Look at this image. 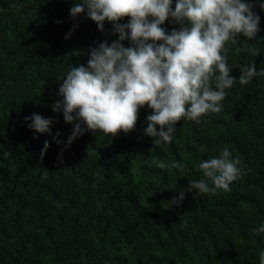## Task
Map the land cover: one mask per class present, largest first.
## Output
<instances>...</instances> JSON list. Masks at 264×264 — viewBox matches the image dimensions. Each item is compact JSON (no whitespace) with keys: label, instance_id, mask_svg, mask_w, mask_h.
<instances>
[{"label":"trees","instance_id":"trees-1","mask_svg":"<svg viewBox=\"0 0 264 264\" xmlns=\"http://www.w3.org/2000/svg\"><path fill=\"white\" fill-rule=\"evenodd\" d=\"M83 2L0 0V264H260L264 74L242 85L234 66L251 61L264 73V0H241L254 5L259 31L225 45L237 80L225 89L222 111L199 122L182 117L172 141L160 144L145 134L147 104L134 128L114 137L53 112L63 99L61 78L86 67L92 48L118 39L111 22L98 31L86 9L71 17ZM161 27L168 34L182 26L170 17ZM33 113L52 118L51 134L29 128L25 117ZM75 123L84 133L66 146ZM225 146L241 160L231 191L189 190L206 179L200 162L218 158ZM181 191L183 201L171 203Z\"/></svg>","mask_w":264,"mask_h":264},{"label":"clouds","instance_id":"clouds-1","mask_svg":"<svg viewBox=\"0 0 264 264\" xmlns=\"http://www.w3.org/2000/svg\"><path fill=\"white\" fill-rule=\"evenodd\" d=\"M172 4L173 0L76 3L70 9L73 19L86 9L98 31L104 32V22H111L118 39L92 48L86 67L74 66L61 78L58 95L63 99L54 103L53 112L62 110L66 123L81 121L87 130L114 137L120 131H131L140 108L147 104L152 114L146 117L145 134L153 144L171 142L175 125L182 117L199 122L208 113L219 114L225 89L233 87L237 80L230 76L233 67L227 63L225 45L229 41L235 43L241 33L248 39L255 38L260 17L252 10L253 4L241 0H176L174 10ZM260 7L264 9V4ZM126 16L130 18L128 23H118ZM170 17L182 27L166 34L161 25ZM125 40H130L131 46L125 47ZM259 54L254 52V56ZM234 67L240 69L238 80L242 85L264 74L251 61ZM25 120H31L29 128L36 133L51 134L52 118L33 113ZM84 130L80 123H75L66 146L83 135ZM59 135L57 132L53 136L57 144L62 143L56 139ZM48 147L45 141L41 159ZM240 164V158L233 159L225 146L218 158L200 162L206 179L192 181L189 190L205 194L231 191L230 185L242 174ZM172 166L185 167L179 163ZM183 199L181 191L171 203L180 204ZM256 231L264 233V225ZM260 264H264V252L260 254Z\"/></svg>","mask_w":264,"mask_h":264}]
</instances>
